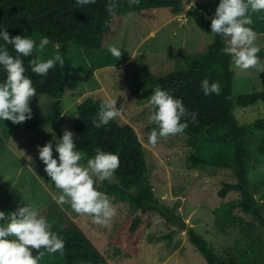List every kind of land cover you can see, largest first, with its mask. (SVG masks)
<instances>
[{
	"label": "rangeland",
	"instance_id": "obj_1",
	"mask_svg": "<svg viewBox=\"0 0 264 264\" xmlns=\"http://www.w3.org/2000/svg\"><path fill=\"white\" fill-rule=\"evenodd\" d=\"M203 1L208 0H184L188 9L198 8V3ZM202 34L210 35L189 22L186 13L173 16L167 9H161L151 22L135 13L128 15L119 34L104 46L105 51L110 45L125 49L127 54L120 59H107L96 49L70 42L69 58L76 65H84L85 71L71 72L62 96L65 129L71 131L78 116L74 109L89 94L104 101L117 100V109L124 105L125 111L119 118L133 125L144 143L149 168L147 176L155 196L160 199V207L165 206L169 216L160 209L143 213L129 203L119 201L112 203L117 214L105 228L93 224L88 216L76 214L68 204L58 205L54 197L61 194L60 190L44 171L46 166L39 159L37 148L52 142L54 158L58 160L53 134L59 138L51 123L35 129H17L10 121L2 120L0 211L7 214L31 204L37 206L48 220L53 218L59 226H67L72 221L77 223L106 255L104 264H207L189 239L191 227L213 244L219 256L238 255L250 242L258 250L263 249L264 239L259 241L257 234L248 236L239 227L221 229L216 224L214 211L231 196L224 199L218 195L222 182L232 179L229 169L191 165V148L187 145L185 133L161 139L155 146L148 142L154 124L148 119L151 114L148 99L156 79L190 62L192 56L197 55L195 51ZM258 36V44L264 52V33ZM43 53L45 60L52 58L56 47ZM259 57L264 62V56ZM233 69L234 96L264 90V73L255 69ZM51 101L52 97L46 94L32 98L33 118L28 121L45 119ZM235 111L241 124H249L264 118V101L248 108L236 105ZM260 138H264V133H255L252 141L259 142ZM252 164L250 188L257 200L264 203V157L254 154ZM104 186L105 183L99 184L98 190L102 192ZM129 216L132 221L136 216L142 218V224L134 232L129 229L132 223L127 220ZM122 226L127 227L121 229ZM46 260L58 264L50 256ZM75 264L94 263L79 261Z\"/></svg>",
	"mask_w": 264,
	"mask_h": 264
},
{
	"label": "trees",
	"instance_id": "obj_2",
	"mask_svg": "<svg viewBox=\"0 0 264 264\" xmlns=\"http://www.w3.org/2000/svg\"><path fill=\"white\" fill-rule=\"evenodd\" d=\"M109 3L117 5L115 17L110 16L107 11ZM219 3L220 0H208L199 2L198 8L188 9L184 0H140L139 5L133 7H129L128 0H96L95 4L82 7L77 4V0H0V30L7 29L10 37H31L37 44L41 37L46 36L51 41L46 49L58 45L65 61L63 68L57 64L44 77L32 73L29 67L31 59L45 60L44 53L21 57L27 68L26 75L33 81L37 94H46L52 97V101L45 119L26 121L15 125L16 128L35 129L50 122L57 137L62 138L66 130L62 96L71 72L85 71L84 65H76L69 58L70 42H76L83 48L96 49L107 59L115 58L109 51L104 50V46L119 34L129 13H135L151 22L161 9H167L173 16L186 13L189 22L211 35V17L215 15ZM261 15L264 13L254 14L253 24L250 25L258 34L264 33V20L260 19ZM210 35L206 37L202 34L195 51L197 55L192 56L186 65L158 77L154 88L159 85L174 98L182 99L190 112L198 114V123H191L189 119V127L184 132L187 135V145L191 148V165L227 168L232 173V179L223 181L218 191L220 198L231 196L223 200L214 211L217 226L221 229L239 227L248 236L257 234L261 241L264 239V203L253 199L255 195L250 188L249 173L254 154L264 157V138L256 143L252 141L255 133H264V118L241 124L235 106L248 108L264 101V90L234 96L235 70L232 59L221 52L226 42L221 36ZM0 46H4L2 40ZM7 48L10 54L16 55L11 45H7ZM121 52L123 56L127 54L125 49ZM258 56L263 57L264 52L261 50ZM205 78L210 84H220V95H204L201 82ZM5 79L6 73L0 67V82ZM95 96L89 94L76 105L74 111L78 116L71 131L75 134L77 148L87 153L88 158L95 156L97 148L119 156L120 167L115 173L116 180L112 183L104 181L102 192L110 197L111 203L124 201L134 209H141L143 213L160 209L169 216L165 206L160 207V199L155 196L154 187L147 176L149 168L146 147L136 128L122 118H117L101 128L94 127L93 120H98L99 109L107 102ZM150 110H153L151 105ZM151 128L158 130L155 124ZM175 215L181 218L179 214ZM130 217L127 219L129 222L132 221ZM52 219L49 218L48 221L53 224L52 230L65 241V253L63 257L59 252L46 254L40 264H50L46 262L47 256L52 257L58 264H75L79 261L94 264L107 262L104 252L80 225L72 221L67 226H59ZM141 224V216L134 217L130 231L134 232ZM125 227L122 226L121 229ZM188 234L191 243L201 252L207 264H264V247L258 250L253 242L246 249L240 250L238 255L224 257L217 255L213 244L192 227Z\"/></svg>",
	"mask_w": 264,
	"mask_h": 264
},
{
	"label": "clouds",
	"instance_id": "obj_3",
	"mask_svg": "<svg viewBox=\"0 0 264 264\" xmlns=\"http://www.w3.org/2000/svg\"><path fill=\"white\" fill-rule=\"evenodd\" d=\"M96 0H77L82 6L95 4ZM140 0H128L129 7L138 6ZM117 5L109 3L107 11L110 16H116ZM264 13V0H220L211 17L210 36H221L226 42L221 52L232 59L235 69L246 71L255 69L264 73V62L258 53V33L250 25L253 24L254 14ZM132 13H129L131 16ZM264 20V15L260 16ZM0 67L6 73V79L0 82V120L10 121L21 125L33 118L30 102L37 97L33 81L26 75L27 68L21 57H32L34 53H43L51 43L48 37H41L39 43L31 37L17 35L10 37L7 29L0 30ZM7 45H11L16 55L10 54ZM47 60L34 58L29 61L32 73L46 77L57 64L64 67L65 61L59 52ZM108 51L117 59L122 56L121 50L110 45ZM205 96L220 95L221 87L218 82L210 84L205 78L201 82ZM152 107L149 122L158 126L148 136V142L155 146L161 139L183 134L189 127L187 121L198 123L196 112H190L182 99L171 96L157 85L148 99ZM125 111L122 105L117 109V100L103 103L98 112V120H93V126L101 128L119 118ZM63 116V115H62ZM184 121V122H182ZM74 133L64 131L62 138L55 140L54 158L53 143L37 146L39 159L46 166L44 171L50 177L60 195L54 197L58 205L68 204L79 215L88 216L93 224L109 227L116 208L110 197L98 190L104 181L115 182V173L120 167V158L112 152L97 148L95 156L88 158L87 153L80 151L74 142ZM31 160V157H28ZM86 160V163H85ZM253 199H257L253 196ZM53 224L41 213L37 206L27 204L16 211L5 213L0 211V264H40L46 254L65 253V241L53 231ZM34 252L36 253L34 255Z\"/></svg>",
	"mask_w": 264,
	"mask_h": 264
}]
</instances>
